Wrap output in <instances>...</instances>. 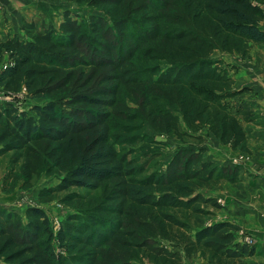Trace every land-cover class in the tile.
<instances>
[{
	"label": "trees",
	"instance_id": "obj_1",
	"mask_svg": "<svg viewBox=\"0 0 264 264\" xmlns=\"http://www.w3.org/2000/svg\"><path fill=\"white\" fill-rule=\"evenodd\" d=\"M66 1L104 11L108 20L65 11L57 27L37 33L24 23V37L8 33L0 41V89L45 101L31 115L0 105V156L22 152L24 187L46 171L62 176L51 193L77 187L102 194L79 203L55 235L40 208H28L24 222L0 210L2 264H133L140 251L155 264H184L200 252L209 264H246L255 249L238 242L231 223L191 233L163 212L219 209L196 191L236 184L237 170L203 160L201 146L179 147L164 170L136 181L109 142L110 117L134 118L179 140L189 136L179 122L192 133L207 128L221 144L247 152L251 115L232 111L233 78L212 55L264 45V0ZM135 55L168 68L154 79L158 66L128 68Z\"/></svg>",
	"mask_w": 264,
	"mask_h": 264
},
{
	"label": "rangeland",
	"instance_id": "obj_2",
	"mask_svg": "<svg viewBox=\"0 0 264 264\" xmlns=\"http://www.w3.org/2000/svg\"><path fill=\"white\" fill-rule=\"evenodd\" d=\"M6 1L14 3V7L24 5L25 9L22 14L24 15L23 17H25L24 20L27 22L24 20L23 22L25 24L36 25L39 30H43L49 26L57 27L58 18H61L65 11H69L74 17L83 20H86L89 15H97L108 20L104 11L91 8L86 4H76L66 0H5V2ZM1 3H3V0H0V4ZM6 11L7 8L4 6L0 7V27L5 31H7L9 27V19ZM9 18L11 19V17ZM20 37H24V34L22 33ZM254 47L255 45H250V48L244 55L234 53L221 54L215 52L212 58L221 61L223 63L222 65H227L230 72L234 70L236 73L238 70L237 65H253L254 59L251 54V49ZM254 55L256 54L254 53ZM156 66L160 69L159 72L155 73L153 76V78L156 79L162 72L166 71L168 68L167 63L148 60L140 55H135L128 68L134 69ZM232 92L235 96L227 100V103L232 105V111H248L249 109H247L244 101L241 100L243 97V90L237 91L233 89ZM44 102V99L27 98L24 90L16 95H9L0 89V105L10 103L18 107L19 111H25L30 115L31 107L34 105H41ZM128 103L130 105L129 101ZM133 109H135L134 106ZM133 119L130 117L122 119L112 115L110 120L113 123V129L111 130L109 142L115 147L120 156L124 155L126 170L134 172V176H132L134 180L141 181L154 173H160L165 169L167 161L173 157L175 151L179 147L197 148L201 146L204 152L207 150L211 152L208 154L209 157H218L219 161H221L220 164L219 162H212L216 164L218 168L230 167L236 169L238 172V182L236 184H229L224 181L212 188H203L196 191L197 194H201L204 197L214 198L219 205V209H215L209 205H198L190 209H165L163 212L186 223L191 233L196 232V230L204 226H211L218 222H229L238 229V242L256 249V240L253 234L248 231V229L253 228L252 222L245 219L227 220L226 211L223 207L224 203L218 196L221 194L222 190L231 193V196H236L239 191L237 190V186L240 185V182L244 183L247 182L248 179L253 180L255 178L253 173H242V170H245V173H247V165L251 160V153H249L247 144V152H242L240 150L234 151L230 145L221 144L219 140L207 131V128H203L197 133H192L183 122H179V131L189 136L179 140L173 134L166 135L156 133L147 123ZM142 135L145 140L141 138ZM197 137H200V141L196 140ZM132 140L135 142L130 143ZM230 148L234 152L233 156L230 159L228 158V160H222L230 154ZM206 157L207 154L204 153L202 155L203 160L206 161ZM232 161H236L237 164H230ZM23 163L24 158L21 151H11L0 156V210L18 215L23 222L25 221V211L28 208H40L47 216L49 225L55 235L60 225L64 223L69 215L78 213L77 210L79 208L77 206L79 203L87 205L89 201L98 202L101 198V189L87 190L84 188L70 187L62 191L51 193V190L56 189L61 184L62 179L61 175L54 172L48 173L42 171L37 177L32 178L29 187H24V180L21 176ZM140 169L142 173L138 175L137 170ZM240 177H242V181ZM229 188H231L230 191ZM74 195L79 196L80 199L75 198ZM231 199L232 197H229V204ZM235 200L236 198L233 197V202ZM242 200L244 204H251V199L248 197ZM86 207H84V209ZM196 209L201 212L197 213ZM249 241L251 244L247 243ZM161 244L166 245V243ZM208 260L209 254L200 252L190 260H185L184 264H209ZM0 264H2L1 260ZM133 264L155 263L146 252L140 251L137 254V260L133 262Z\"/></svg>",
	"mask_w": 264,
	"mask_h": 264
},
{
	"label": "crops",
	"instance_id": "obj_3",
	"mask_svg": "<svg viewBox=\"0 0 264 264\" xmlns=\"http://www.w3.org/2000/svg\"><path fill=\"white\" fill-rule=\"evenodd\" d=\"M3 6L7 8L6 14L9 19V27L7 31L0 27V41L6 39L7 32L17 34L19 37L22 36L23 32L21 31V27L24 24L23 20L25 18L22 14L25 9L24 5L14 7V3L3 0L0 7ZM61 20L62 17H59L58 25ZM34 27L37 33H42L48 28L39 30L36 25ZM251 51L254 59L253 65H237V72L235 73L233 70L230 73H232L231 76L234 81L233 89L237 91L243 90L241 100L244 101L251 115L250 122L244 125L248 132L247 148L249 153H251V160L247 165V173H245V170H242V173H253L255 178L253 180L248 179L244 183L240 182V185L237 186V190H239L236 195L237 197L231 196V193L225 192L224 190L218 196L224 203L223 207L226 211L227 220L245 219L252 222L253 228L248 229V231L253 234L256 240V249L255 255L249 258L246 264H264V219L261 217V213H264V45H255ZM253 51L256 55H254ZM229 150L230 154L222 160H228V158L230 159L233 156V150L231 148ZM204 153L207 154L206 161L221 163L218 157L208 156L211 153L210 151L207 150ZM240 178L242 181V177ZM229 197H232L230 204L228 203ZM233 197L236 198L234 202ZM246 197L251 199L250 205L249 203H247L248 205L244 204L242 199H246Z\"/></svg>",
	"mask_w": 264,
	"mask_h": 264
},
{
	"label": "built area",
	"instance_id": "obj_4",
	"mask_svg": "<svg viewBox=\"0 0 264 264\" xmlns=\"http://www.w3.org/2000/svg\"><path fill=\"white\" fill-rule=\"evenodd\" d=\"M230 164H237V162L236 161H232V162H230ZM261 217L264 219V213H261ZM247 243L251 244L250 241L247 242Z\"/></svg>",
	"mask_w": 264,
	"mask_h": 264
}]
</instances>
